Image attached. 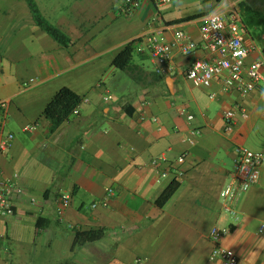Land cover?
I'll use <instances>...</instances> for the list:
<instances>
[{
  "label": "crops",
  "instance_id": "crops-1",
  "mask_svg": "<svg viewBox=\"0 0 264 264\" xmlns=\"http://www.w3.org/2000/svg\"><path fill=\"white\" fill-rule=\"evenodd\" d=\"M33 1L71 42L41 29L27 0H0V100L8 102L6 129L14 134L0 170L17 173L23 190L14 214L0 216V264H222L210 257L213 226L230 228L221 242L238 264H264V167L238 193L235 216L220 197L233 179L235 147L264 153L262 86L243 95L218 80L198 87L185 77L195 58L213 55L199 26L220 1L140 0L127 15L123 0ZM99 17L106 21L97 27ZM178 29L198 47L188 57L175 48L174 71L158 74L139 49L141 37L156 31L171 42ZM258 37L264 34L254 29L246 39L263 46ZM136 39L137 57L118 69L114 57ZM62 87L83 99L50 132L42 112ZM226 110L235 112L232 130ZM172 181L177 189L159 205ZM102 200L106 206L92 207ZM92 228H104L103 238L73 247L75 231Z\"/></svg>",
  "mask_w": 264,
  "mask_h": 264
},
{
  "label": "built area",
  "instance_id": "built-area-1",
  "mask_svg": "<svg viewBox=\"0 0 264 264\" xmlns=\"http://www.w3.org/2000/svg\"><path fill=\"white\" fill-rule=\"evenodd\" d=\"M157 6L167 5L174 0H152ZM140 0H123L121 12L131 14L138 6ZM239 0H221L218 6L202 17L199 26L202 47L213 53L210 57L195 58L187 68L185 77L194 86L208 87L213 81H220L223 90H235L243 95L248 94L262 86L264 96V45L247 42L248 29L243 23ZM140 50L147 51L155 72L164 74L174 71L172 53L176 48L184 56H191L198 44L182 29L175 32L171 42H163L158 32L150 31L141 37ZM256 52L257 58L248 61L249 56ZM105 99H108L106 97ZM7 101L0 100V154L8 151L13 144L14 134L6 129ZM77 109L74 110V113ZM245 115V114H244ZM246 116V115H245ZM141 118H144L141 116ZM189 120L192 119L188 115ZM226 130L234 126L235 112L226 110L223 114ZM33 129V126L28 128ZM192 142V139L190 140ZM236 162L232 181L220 192L225 209L235 216L237 211L234 202L240 192L247 191L259 181L264 167V153L255 151L245 145L235 147ZM155 162V161H154ZM22 187L18 183V174L8 176L0 170V216L14 214L13 198L22 194ZM112 191H109L111 194ZM69 195H63L62 201L68 204ZM106 206L107 201L93 203ZM230 232L229 227L213 226L209 237L213 242L210 257L217 258L222 264H238V255L222 244V238ZM137 258L132 264H141Z\"/></svg>",
  "mask_w": 264,
  "mask_h": 264
},
{
  "label": "trees",
  "instance_id": "trees-1",
  "mask_svg": "<svg viewBox=\"0 0 264 264\" xmlns=\"http://www.w3.org/2000/svg\"><path fill=\"white\" fill-rule=\"evenodd\" d=\"M217 2L221 0H215ZM28 7L32 13L34 22L53 39L62 45H68L71 40L59 28L50 24L40 13L36 3L33 0H27ZM239 9L243 23L248 31L257 29L261 34H264V0H240ZM198 17L189 16L181 19L189 20ZM138 39L127 43L114 57L113 65L118 69H128L132 63L135 54V43ZM83 97L74 92L69 87H62L51 100L46 104L42 115L49 121V131H55L64 121H66L74 113V110L79 107ZM178 187L177 181H172L160 194L157 199L159 205L165 202L172 196ZM105 234L104 228H92L89 230H76L73 247L83 245L88 242L97 241L103 238Z\"/></svg>",
  "mask_w": 264,
  "mask_h": 264
},
{
  "label": "rangeland",
  "instance_id": "rangeland-1",
  "mask_svg": "<svg viewBox=\"0 0 264 264\" xmlns=\"http://www.w3.org/2000/svg\"><path fill=\"white\" fill-rule=\"evenodd\" d=\"M114 7H116V6H114ZM112 11V10H111ZM110 13L111 12H109V15H110ZM108 15V14H107ZM118 20H122V19H118ZM104 21H106L105 20V18H101V17H99L97 20H94L93 22H95V23H93L94 25H97V27L98 26H100ZM118 22H117V24L116 25H114L113 27H111V28H114L115 26H118ZM109 29V31H111V30H113V29ZM252 30H254V29H252ZM258 39H259V41L262 43V42H264V38H261V37H258ZM134 57H137V55H136V53L134 54ZM131 90H133V89H131Z\"/></svg>",
  "mask_w": 264,
  "mask_h": 264
}]
</instances>
